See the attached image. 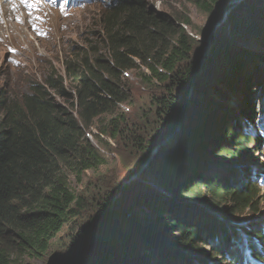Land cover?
Returning <instances> with one entry per match:
<instances>
[{
  "label": "trees",
  "instance_id": "1",
  "mask_svg": "<svg viewBox=\"0 0 264 264\" xmlns=\"http://www.w3.org/2000/svg\"><path fill=\"white\" fill-rule=\"evenodd\" d=\"M185 1L207 14H212L220 4V0ZM110 7L102 9V35H99L97 45L91 48L93 57L88 58L89 53H84L64 58L66 78L60 77L55 71L48 73L43 82L30 81L29 93L21 94L0 84V264H18L23 259L47 254L55 238L65 227L71 226L68 231L71 245L55 264H146L152 259L150 255L161 257L159 262L164 264L162 255L168 243L155 232L161 233L162 230L154 225L155 231L152 232L143 222L144 218L149 219L150 212L143 209L138 218L133 213L121 216L122 212L115 222L108 223L116 215L113 212L115 196L127 194L119 187L113 194L108 192L100 198L90 217L81 224L87 207L84 200L72 190L70 180L73 175L81 179L89 171L95 172L105 166L106 157L102 150L109 152L116 145H123V150L131 146L146 161L154 142L163 132L164 124L170 121L177 100L175 96L179 93L184 100L188 85L196 79L197 51H200L201 43L187 30L191 28L192 33L195 32L192 20L175 8L170 7L171 12L159 15L148 0H124ZM241 9L236 10L239 16L234 18L231 25L236 30L244 27L240 22ZM261 37V42H264V33ZM101 43L104 44L103 50L98 48ZM224 43L218 40L209 53L203 74L196 83L195 95L180 120V124L183 121L186 125L180 136L172 139H178L177 146L167 143L161 149L152 166V172L156 173L152 174L167 190L182 189L185 186L182 176L190 175L194 186L181 194L182 199L208 202V198H212L213 204L207 205L212 210H219L221 203L228 205L223 213L225 219L243 214L256 219L260 216V192L257 186L247 183L249 180L236 177L234 169L225 186L217 177L186 165L191 153H196L200 161H204L203 158L210 159L207 156L210 150L207 147L204 149L205 141L208 142L212 134L217 135L214 132L216 130H211L212 127L226 123L219 120L216 112L221 111L222 102L218 105L213 102L205 108L209 110L202 119L188 117L193 104L199 103L196 97L201 94L202 80L209 73L207 66L217 57L220 45V52L229 51ZM240 54L229 62L230 70L224 82L230 90H243L238 94L241 96H237L240 106L234 113L240 116L239 121L245 126L246 121L256 119L257 111L264 114L258 96L260 89L264 95V85H259V73L254 70V66H258L256 62L264 64V57L259 58L246 50ZM227 56L223 54L221 58ZM130 71H134L141 85L152 92L153 112L146 113L149 106L139 107L137 111L143 110L145 113L141 112L136 122L129 121L127 113L118 108L130 100L127 92L129 88L124 80ZM225 96L223 93L222 101ZM59 99H64L63 103ZM196 113L199 114L198 111ZM149 117H153V128L160 132L156 139L148 140V136L143 134L148 126H142L141 123L147 122ZM94 127L98 133L93 132ZM225 128V134L231 139L228 143L240 141L243 137L245 139L240 144V150L236 152L229 148L219 156L220 159L235 158L251 162L252 157L238 152H247L248 142L256 150L260 141L241 134L228 122ZM90 135L96 138L101 148L91 142ZM172 151L173 156L167 162ZM199 152L201 156L197 154ZM205 162L207 167L209 162ZM139 169L138 166L135 171ZM198 178H202V182ZM203 189L210 196H201L200 191ZM139 202L144 205L145 197ZM169 203L172 210L181 209L179 206L174 208V202ZM150 205L154 203L149 202ZM167 217L171 220L172 214ZM222 222L220 219H205L202 227L194 226L192 230H189L186 222L181 228L182 232L180 230L176 234L177 238L174 237L177 239L173 241L175 250L189 257L191 254L197 258L203 257L204 250L198 247L199 241L201 237H210L216 255H232L227 248L234 250L236 245L233 242L240 239L234 236L238 231ZM170 223L174 225L177 221ZM254 226L249 232L262 245L264 238L260 234L261 226ZM218 231L222 234L218 235ZM160 238L163 250L154 244L155 239ZM241 244L245 245V240ZM244 248L247 249L248 245ZM198 259L204 261V257Z\"/></svg>",
  "mask_w": 264,
  "mask_h": 264
},
{
  "label": "rangeland",
  "instance_id": "2",
  "mask_svg": "<svg viewBox=\"0 0 264 264\" xmlns=\"http://www.w3.org/2000/svg\"><path fill=\"white\" fill-rule=\"evenodd\" d=\"M148 2L151 8H157L158 12L169 13L171 12V7L175 8L179 13L188 16L192 20L195 27V32L192 33L191 28H187L188 32L195 37L196 40L204 41L206 36L210 34L209 31H211L216 24L220 22L225 23V16H227L232 10L231 4L233 3V0H220V4L214 9L212 14L202 13L194 5L185 0H148ZM243 3L246 6L240 15V17L242 16V18H240V22L245 28L243 27L241 30H236L234 26H228L229 28H226V32L221 35L219 41L225 42L224 47L226 46L229 51L222 53V50V52H220V45L216 52L218 54L217 57L210 65L207 66L209 73L206 74L202 80V86L200 89L201 94H197L198 97H196V100L199 98V103L193 104V109L189 111L188 117H192L195 120L202 119L205 113L209 110L208 109L206 111L205 108L210 106L213 102L217 105L222 102L223 105L221 107V111H216L219 114V120L221 121L222 119V123L228 122V125L233 124L235 128H237L238 131L245 136L257 137L259 129L257 127L250 129L248 126H245L246 129L243 130L239 121L240 116H235L236 113H234V111H236L240 106V100H238L239 98H237V96H241L238 94H241L243 90H234L233 88L230 90L228 84H225L224 82L225 76L228 75L230 70L229 62L233 61V57L242 53V50L254 53V55H258L259 58L264 57V42H261V36L264 33V0H242L239 4H237L238 7ZM101 5L100 1H94L95 7L91 5L86 9L73 11L67 18H62L58 15L55 16L53 19V26L56 30V36L55 41L53 42V39L48 41L37 39L34 34L31 33L28 23L26 22L23 24L20 21H16L14 19V15H17L18 19H21V16L15 13V11L12 12V10L9 9L10 6L6 5V7H4V10L6 11L5 20L2 19L3 16H0L1 37L8 44L13 46L21 44L25 49L30 48L28 49L30 52H27V55L23 58H16L22 63V65H25V67L19 66L16 68L8 61L9 58L14 56L9 53L4 45L2 46L0 44V84L4 87H9L12 92L16 94L29 93V88L31 87L29 84L30 81L39 80V82H43L48 73L55 71L60 77L66 78V71L63 64L64 58H72L74 55L84 53H89L88 58H92L93 52L91 48L92 46L97 45L100 40V36L102 35V9L104 8H101ZM222 14L225 15L218 20ZM4 21H7V24ZM7 25L9 30L6 28ZM220 26L221 24L218 25L219 28H221ZM16 31L20 34H17ZM230 37L231 39L232 37L234 39L230 40ZM98 48L103 50L104 44L101 43ZM40 53L44 55V59L42 61L38 57ZM223 54L228 55L227 58H221V55L223 56ZM257 60L258 58H256L255 61ZM27 63L28 67H26ZM256 64L258 66H254L255 62L252 66H250L251 68L254 66V70L259 73V76H257L259 85H264V64L259 62H256ZM247 72L249 73V71ZM124 80L125 84H127L129 88V91L127 90V92L130 96V100L128 103L121 104L118 108L127 113V119L129 121L131 119L133 122H136L139 119L140 113H145L143 110L137 111L139 107L145 108L149 106L146 113L151 114L153 112L151 107L152 92L147 87L141 85L142 83L135 77L134 71L128 72ZM160 89H162V87H160ZM176 93L177 92H175V94ZM223 93L226 95L224 101H222L223 98L221 97ZM258 96L260 97L259 103L262 104L264 108V95L261 89L258 92ZM175 97L179 100V93H177ZM63 100L64 99H59L61 103H63ZM232 104L233 106H231ZM223 109L224 111L222 112ZM197 111L199 114L196 113ZM152 116L154 117V115ZM255 116L261 128L264 121V114H260L257 111ZM153 117H149L147 122L141 123L142 126H148L143 132L144 135L148 136V140H151L152 138L156 139V137L160 134V132L153 128ZM189 121L193 123V121ZM167 123H169V121H167L164 126ZM226 123L212 127L211 130H216L214 132H216L217 135L212 134L208 138V142L205 141L204 149L207 147L210 150V153L207 155L210 156V159L203 158L204 161H200L198 156H195L196 153H191L186 160V165H189L192 169L198 168L205 174L217 177L220 183L225 186L228 185V176L233 173L236 177H239V179L242 178L244 181L250 180L249 183L257 186V189L260 192V196L258 198V203H260L258 209L260 211V216L256 219H252L250 218L251 215L243 214L237 218L231 217L230 219H225L223 217V213L228 208V205L225 203H221L220 209L215 211L207 206L208 203L213 204L214 200L212 198H208V202H203L201 200L189 201L181 198V194H183V192H188L194 186V181L190 175H188V177L182 176L185 178L183 180V184L185 186L182 189L176 188L167 190L154 179L157 176L152 174L156 173L152 172V167L146 174V178L149 176V178H152H148L145 183H142V185L138 187L132 197L133 200L129 201L123 213L121 212V216H128L130 213H133L137 216L136 218H138L142 215L143 209H145V212L147 213L150 212L149 219H145L143 217V222L151 228L152 232L155 231L153 229L154 225L159 226V229L162 230L161 233L157 231L155 232L163 238L165 243H168L165 245V252L162 255V261L163 259L165 260L164 264H219L224 262V259H222L220 255H216L215 245L210 242V237H201L199 241L198 247L200 249L203 248L204 250L203 262H201L202 259H198L203 258L202 256L197 258L195 255L191 254L192 257H189L187 254L180 253L175 250V244H173V241L177 240H175L178 235L177 233L180 230L182 232L181 228L186 222L187 227L190 228L189 230H192L194 226L202 227V223L205 222V219H220L231 227L236 228L238 232L237 234L235 232L234 236L236 235L240 238L236 241L241 243L242 240L243 242L245 240V245H248L247 237L252 236V233L249 231L255 227V224L261 226V231L264 230V185L259 184L260 181H264V146H260L258 151L257 149L255 150V147L251 144V142H248L247 152H238L240 155L252 157L251 162H245L237 159L235 160V158L226 160L222 157V159H220L219 156L229 148H232L236 152L240 150V144L245 139V137H243L240 141L233 142L232 144L228 143L231 139L227 137L229 135L225 134L227 133L225 128ZM185 125L186 124L182 121L180 131H183ZM93 132L98 133L96 127L93 128ZM179 134L175 136H180ZM91 135V142L97 148H101V145L98 144L96 138L91 137ZM172 139L173 137L169 140L168 144L174 147L177 146L178 139L174 141ZM173 152L174 151L170 152V157L168 156L166 160L167 162L173 156ZM102 153L104 154V157H106L105 166L95 172L89 171L83 175L81 179H78L74 175L71 176L70 182L72 190L84 200L87 207V212H84L83 217L81 218V224L85 223L84 221L90 217L95 209L97 201L100 198H103L106 193L111 192L110 194H113L119 187L127 191V187L134 183V176L132 177V175L136 174L135 169L144 164L143 157H140L137 151L132 150L131 146L130 148L127 147L126 150H123V145H116L111 151L106 152L102 150ZM197 154L200 155V152ZM205 161L209 162L206 164L208 165L207 167L204 165V163H206ZM256 166L259 168L257 179H252L249 175L253 172ZM148 169L149 168H147V170ZM232 169H234V172ZM144 172L145 170L138 175L143 177L145 175ZM204 177L208 176L205 175ZM201 179L202 178H198L200 182H202ZM200 194L201 196H210V194L206 193L204 189L200 191ZM144 197L145 202L143 205V203H140L139 201ZM148 197L150 198L147 199ZM148 201L153 202L154 205L149 206ZM169 202H174L173 204L176 205L175 207L172 205V207L178 208L179 206L181 209L172 210L168 205L170 204ZM120 214L117 217L120 218ZM169 214H172L171 220L167 217ZM247 218H250L251 220H246ZM140 221H142V218ZM170 221H177L179 226L177 224L172 225ZM180 222L184 223L180 224ZM216 222L218 224V221ZM187 227L186 229L188 230ZM71 228L72 226L65 227L63 229V231L53 241L50 251L47 254L41 255L40 257L23 259L18 264H55L64 256L69 245H71V237H68V231H70ZM243 229L246 231H243ZM217 234L221 235L222 233L218 231ZM161 238L155 239L154 244L160 246L163 250L164 245L161 243ZM217 244L218 243H216V245ZM150 256L152 259H149L146 264H160L159 260H161V257L154 255Z\"/></svg>",
  "mask_w": 264,
  "mask_h": 264
},
{
  "label": "clouds",
  "instance_id": "3",
  "mask_svg": "<svg viewBox=\"0 0 264 264\" xmlns=\"http://www.w3.org/2000/svg\"><path fill=\"white\" fill-rule=\"evenodd\" d=\"M94 1H100L102 4L101 8H107L110 6H116L124 0H0V16H3L2 19L5 20L6 11L4 10V7L9 5L11 7H9V9L12 10V12L15 11V13L21 16V19H18V16L13 14L14 19L23 24L27 22L31 33L34 34L37 39L45 41L53 39V42L55 41L56 36V30L53 26L54 17L58 15L62 18H67L73 11L86 9L91 5L94 6ZM154 10L157 11V8H154ZM4 22L7 24V21ZM6 28L9 30L8 25ZM0 44L2 46L4 45L9 53L14 56L8 59L12 66L16 68L19 66L25 67V65H22V63L16 58L25 57L27 52H30V50H28L30 48L25 49L21 44L18 46L8 44L1 35ZM38 57L41 61L44 59V55L41 53ZM26 67H28V63L26 64Z\"/></svg>",
  "mask_w": 264,
  "mask_h": 264
},
{
  "label": "water",
  "instance_id": "4",
  "mask_svg": "<svg viewBox=\"0 0 264 264\" xmlns=\"http://www.w3.org/2000/svg\"><path fill=\"white\" fill-rule=\"evenodd\" d=\"M241 1L242 0H233V3L231 4L232 10L227 16H225L226 17L225 23L220 22V23L216 24L212 28V30L209 31L210 34L206 36L204 41L199 40V42L201 43V49H200V51H199V49L197 51V54L198 53L199 54L197 57V59H198V72L196 75V79L193 83L188 85L187 94H186L184 100H182L183 98L181 99V97L179 98V100L178 99L176 100V104L174 106L173 113L170 117L169 123H167L164 126L162 134L156 139L157 142L156 141L154 142V144L152 146V150L150 152V155L148 156V158L146 159L144 164H142V166L136 172L135 175L134 174L132 175V177L134 176L133 177L134 183L127 187V189H128L127 191L125 189H123L127 193L126 196H123V194L121 193V194H118L119 196L117 195L115 197L114 204H113V210H114L113 212H116V215H114V217L112 216L111 219H109L108 223L114 222V220L117 218V216L121 212H123L124 208L129 203V201L131 200V198L135 194L138 187H140V185H142V183H145V181L148 178V177L146 178V174L149 172V170H151L159 152H161V149L166 147V144L169 142V140L172 137H174L175 135H177L181 132L180 131V128H181L180 120L184 116V114L186 113L188 106H189L190 102L192 101V99L195 95V92L197 90L196 83L200 79L199 78L200 75L203 74L204 68H205L206 63H207V59L209 58V53H210V51L213 50L214 46L216 45V43L220 39L221 35L224 32H226V30H227L226 28H229L228 26L232 25L234 18H236V16H239V14H238L239 12L236 13V10H238L242 7V9H241V13H242V11L246 5L243 3L242 5H240L238 7L237 4H239V2H241ZM155 12H157V14H159V15L165 14L163 12H158L156 10H155ZM223 15H225V14H222L218 18V20ZM218 20H216V21H218ZM219 24H221V26H220L221 28L218 27ZM147 168H149V169L147 170ZM144 170H145V172H144L145 175L143 177H140V175H138V174H141ZM218 217H220V216H218Z\"/></svg>",
  "mask_w": 264,
  "mask_h": 264
},
{
  "label": "bare ground",
  "instance_id": "5",
  "mask_svg": "<svg viewBox=\"0 0 264 264\" xmlns=\"http://www.w3.org/2000/svg\"><path fill=\"white\" fill-rule=\"evenodd\" d=\"M110 1H114V0H110ZM2 10H3V8H2ZM16 33L20 34L18 31H16ZM263 123H264V121H263ZM263 123H262L261 128H260V125L256 119L252 122L246 121V124H245V126H248L250 129H252L254 127H257L259 129L257 137H250L249 136V138H254V139H256V141H260V144L258 145L257 150L260 146L261 147L264 146V124ZM245 126H242L241 128H243V130H244V129H246ZM258 171H259V168L256 166L254 168L253 172L250 173V175H249V176H251L250 178L257 179ZM260 234H262V237L264 238V230L261 231ZM247 238H248L247 239V242H248V248L247 249L244 248L245 245H242L241 243H238V242H233L234 245H236L233 247L234 250L232 248L231 249L227 248L228 253L232 254V255H230V256L229 255H223L221 258L224 259V262H221L219 264H222V263L223 264H226V263L227 264H264V240L262 241L263 244L260 245L258 243V240L256 237L251 236V237H247ZM231 244H232V242H231ZM233 260H235V262Z\"/></svg>",
  "mask_w": 264,
  "mask_h": 264
}]
</instances>
